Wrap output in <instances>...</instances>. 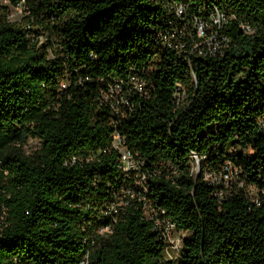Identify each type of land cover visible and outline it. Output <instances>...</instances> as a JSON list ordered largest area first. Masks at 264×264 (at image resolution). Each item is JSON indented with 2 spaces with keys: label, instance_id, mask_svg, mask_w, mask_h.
Wrapping results in <instances>:
<instances>
[{
  "label": "trees",
  "instance_id": "obj_1",
  "mask_svg": "<svg viewBox=\"0 0 264 264\" xmlns=\"http://www.w3.org/2000/svg\"><path fill=\"white\" fill-rule=\"evenodd\" d=\"M9 2L29 15L10 22L0 5V264H174L137 200L116 221L104 214L135 180L111 149L116 132L153 174L149 205L188 233L178 264H264V0ZM173 2L255 28L233 31L222 56L192 62L197 87L176 113L174 85L190 70L160 38ZM30 25L47 32V44L37 47ZM133 70L152 87L147 98L134 92L120 119L99 97ZM29 137L41 148L26 156L16 145ZM226 161L259 203L245 188L214 195L204 173Z\"/></svg>",
  "mask_w": 264,
  "mask_h": 264
},
{
  "label": "built area",
  "instance_id": "obj_2",
  "mask_svg": "<svg viewBox=\"0 0 264 264\" xmlns=\"http://www.w3.org/2000/svg\"><path fill=\"white\" fill-rule=\"evenodd\" d=\"M20 5V4H19ZM171 28L161 33L162 44L177 54L179 58L187 61L189 65L188 82L177 81L171 95L173 112L184 110L191 101L192 90L197 87L196 76L192 62L197 59H208L222 56L231 43V33L238 31L243 35L251 36L255 28L244 17L224 13L218 9L202 8L198 14L188 11L184 3H169L166 6ZM145 71L133 70L129 77L116 79L102 90L99 103L102 107L110 109L115 115L123 119L132 110L130 96L136 92L147 98L148 90L152 87L149 80L143 77ZM261 131L264 133V117L259 120ZM111 149L118 153L117 162L125 174L135 177L133 185L124 191L122 197L113 202L105 216L116 221L117 216L123 212L132 201L137 200L142 204L143 219L151 222L152 230L158 234L159 239L166 244L165 257L176 261L181 256L184 239L183 230L178 229L177 224L166 217L157 208L149 205L147 181L153 176L149 169H143L146 160L138 153L131 150L125 136L114 133ZM103 152H107L103 150ZM98 154L90 155L87 160L94 159ZM194 163H200L195 153L191 154ZM192 172L197 174L193 170ZM160 173V172H158ZM204 181L214 188V195L219 199H225L237 188H245L255 203H259L257 189L248 185L242 176V169L231 161H226L218 169H211L204 173ZM109 229H101V232ZM83 264H87L86 262Z\"/></svg>",
  "mask_w": 264,
  "mask_h": 264
},
{
  "label": "rangeland",
  "instance_id": "obj_3",
  "mask_svg": "<svg viewBox=\"0 0 264 264\" xmlns=\"http://www.w3.org/2000/svg\"><path fill=\"white\" fill-rule=\"evenodd\" d=\"M0 5L2 7H5L8 9V19L10 22H18L22 23L24 17L29 15L28 10L25 9L23 5H17L13 6L9 2V0H0ZM26 28H29L31 30V33L33 35V41H35L37 47H41L44 44L48 43L49 36L47 32H45L43 29L40 27L36 26H25ZM56 54V53H55ZM49 57L52 58L54 57L53 53H49ZM17 147H20L21 151L26 155V156H31L34 155L36 151L40 150L41 148V141L37 138H32L29 137L27 140L22 144V145H16ZM200 169V163L198 164L197 162L193 164V170L195 173H198ZM181 236L187 237L188 233L183 231ZM180 260L174 261V264H178Z\"/></svg>",
  "mask_w": 264,
  "mask_h": 264
}]
</instances>
